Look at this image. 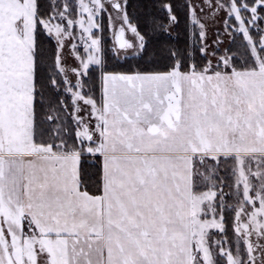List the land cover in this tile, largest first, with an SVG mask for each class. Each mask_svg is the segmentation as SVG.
Wrapping results in <instances>:
<instances>
[{
	"label": "snow or ice",
	"instance_id": "6c2138e0",
	"mask_svg": "<svg viewBox=\"0 0 264 264\" xmlns=\"http://www.w3.org/2000/svg\"><path fill=\"white\" fill-rule=\"evenodd\" d=\"M0 264H264V0H0Z\"/></svg>",
	"mask_w": 264,
	"mask_h": 264
},
{
	"label": "rangeland",
	"instance_id": "374dc122",
	"mask_svg": "<svg viewBox=\"0 0 264 264\" xmlns=\"http://www.w3.org/2000/svg\"><path fill=\"white\" fill-rule=\"evenodd\" d=\"M106 23H107V20H106Z\"/></svg>",
	"mask_w": 264,
	"mask_h": 264
},
{
	"label": "trees",
	"instance_id": "16d2710c",
	"mask_svg": "<svg viewBox=\"0 0 264 264\" xmlns=\"http://www.w3.org/2000/svg\"><path fill=\"white\" fill-rule=\"evenodd\" d=\"M106 22V21H105Z\"/></svg>",
	"mask_w": 264,
	"mask_h": 264
}]
</instances>
